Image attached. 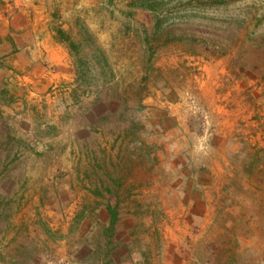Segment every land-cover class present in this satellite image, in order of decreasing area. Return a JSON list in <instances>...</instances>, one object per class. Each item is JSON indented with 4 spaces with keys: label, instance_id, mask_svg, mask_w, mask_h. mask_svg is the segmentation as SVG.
Segmentation results:
<instances>
[{
    "label": "rangeland",
    "instance_id": "obj_1",
    "mask_svg": "<svg viewBox=\"0 0 264 264\" xmlns=\"http://www.w3.org/2000/svg\"><path fill=\"white\" fill-rule=\"evenodd\" d=\"M0 264H264V0H0Z\"/></svg>",
    "mask_w": 264,
    "mask_h": 264
},
{
    "label": "trees",
    "instance_id": "obj_2",
    "mask_svg": "<svg viewBox=\"0 0 264 264\" xmlns=\"http://www.w3.org/2000/svg\"><path fill=\"white\" fill-rule=\"evenodd\" d=\"M110 215L112 216L111 225L115 226V221L117 218V214L114 210H112L110 207L108 208Z\"/></svg>",
    "mask_w": 264,
    "mask_h": 264
}]
</instances>
